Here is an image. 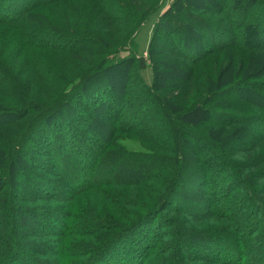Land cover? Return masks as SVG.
I'll return each mask as SVG.
<instances>
[{
	"label": "trees",
	"instance_id": "trees-1",
	"mask_svg": "<svg viewBox=\"0 0 264 264\" xmlns=\"http://www.w3.org/2000/svg\"><path fill=\"white\" fill-rule=\"evenodd\" d=\"M160 1L94 0L75 32L74 0H0V264H264V0H174L136 88L114 32ZM88 193L137 210L75 211Z\"/></svg>",
	"mask_w": 264,
	"mask_h": 264
},
{
	"label": "rangeland",
	"instance_id": "rangeland-1",
	"mask_svg": "<svg viewBox=\"0 0 264 264\" xmlns=\"http://www.w3.org/2000/svg\"><path fill=\"white\" fill-rule=\"evenodd\" d=\"M74 0V3L69 6V14H70V21L73 25V30L76 32V27L78 28H83L84 23L86 22L87 18L91 13L94 11V7L92 3H94V0ZM174 0H161L159 3L160 10L159 14L153 15L143 23H141L135 32L128 37V32L127 30H117L114 32V38L116 39L117 43H119V46H123L121 48V51L118 52L116 55H112L114 60L120 59V58H127L129 56H135L137 60H140L141 57L144 58L145 64H146V69L139 74V70L136 67V79L133 81V86L136 88H140L142 86L141 84V78L146 81V83L150 84L154 78V72H153V65H152V59L151 56V49L153 46L157 47V43L160 41L158 38L153 41V34L156 30L155 28V22L158 19V16H162L164 11L168 10L170 6L172 5ZM72 10V11H71ZM65 13L54 14V18L57 22L61 24H66L65 19H64ZM77 28V29H78ZM111 28L112 26H107L104 25L103 23H99L94 25L93 30L96 32V34L100 35L101 37H104V39L108 38L110 33H111ZM115 27H113L114 29ZM122 29L124 26L121 27ZM120 32V33H119ZM154 42V43H153ZM6 45V40L5 38L2 39V36L0 35V50L3 49ZM164 50L167 49L168 45L164 43L163 45ZM225 55V54H224ZM154 58V57H153ZM225 58L223 54L221 55V59ZM176 71H173L170 73L169 76L172 77V74H175ZM207 75L203 73L198 79H194L193 85H195V89L191 91L192 96L199 93L198 91H203L204 89V84L209 82V76H204ZM166 77V76H165ZM169 79V85L172 86L175 84V81L173 79ZM178 78H182V76H179ZM210 83H208L209 85ZM198 89V90H197ZM175 96H179L178 94H175ZM153 123V122H152ZM153 127V126H152ZM159 129H162L161 127H157ZM158 129V130H159ZM166 132V131H165ZM147 134L146 132H143V134ZM168 133V132H167ZM151 134V133H150ZM124 143L127 145L129 149H140L141 144L139 141H135V139H126ZM213 172V171H212ZM22 184V183H19ZM119 198L116 197L117 202L110 200L107 198V196L103 193L100 194V197L96 196L95 194L88 193L80 198V205L75 206V211H77L79 208L80 210H84L85 208L88 209L89 213H94V214H102V215H111L113 219H120L122 218H127L129 215H131L135 210H137V203L134 202V200L122 204L121 201L118 200ZM119 201V202H118ZM139 202V201H137ZM139 204V203H138ZM117 208H120L123 212L122 215H119V210ZM136 236V235H135ZM88 237H85L83 239L87 240ZM172 237H165L164 241H171ZM133 244H135V241H132ZM172 244V242H171ZM167 246V244L165 243ZM164 244L157 245L156 248L154 249L153 254H160V252H163L162 249L166 248ZM155 254V255H156ZM168 253H161V255H166ZM213 261V260H212ZM210 262V261H209ZM209 264H214L213 262H210Z\"/></svg>",
	"mask_w": 264,
	"mask_h": 264
}]
</instances>
